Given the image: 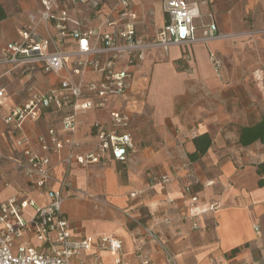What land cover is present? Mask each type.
<instances>
[{
	"label": "crops",
	"instance_id": "crops-1",
	"mask_svg": "<svg viewBox=\"0 0 264 264\" xmlns=\"http://www.w3.org/2000/svg\"><path fill=\"white\" fill-rule=\"evenodd\" d=\"M99 1L103 13L120 2ZM187 1L198 4L196 35L201 36L203 27L212 22L220 32L238 35L229 40L175 45L167 52L152 50L135 63L121 61L119 67L132 72L129 91L113 97L107 107L78 117L76 139L82 144L80 152L88 153L97 144L94 124H108L112 111L127 113V132L135 146L127 161L107 154L87 167L73 163L68 168L62 162L68 148L44 152L38 138L50 126L62 135V118L71 111L68 106L53 108L40 120L23 124L22 133L30 146L54 166L46 188H36L15 162L23 158L15 146L22 133L13 123L5 124L1 116L0 155L13 163L23 187L18 190L5 183L0 201L17 196L44 206L49 203V190L59 189L65 180L68 185L62 209L77 227L76 236L106 234L121 239L124 264H141L139 247L149 256L150 264H166L163 247L146 235L148 226L176 256V264H264V185H260L263 177L258 173V166L264 163V143L239 144L240 130L264 119V34L255 33L264 28V0ZM0 2L7 12L0 25L16 26L17 40L29 16L40 9L41 0ZM162 2L131 0L129 9L136 18L120 15L122 26L133 23L138 37L153 39L168 20ZM75 16L90 18L92 25L99 23L83 7ZM5 46L0 47V57ZM65 47L75 49L76 44L70 41ZM213 60L220 63L218 69ZM13 71L19 70L0 66V90L5 92L9 107L24 106L33 92L59 86L55 76L57 86L29 88L27 98L16 103L7 84ZM203 134L212 137V145L192 161L190 154L196 151L193 140ZM163 176H168L170 183L163 184ZM193 197H197L195 203ZM213 205L218 209L210 210ZM35 211V207L26 208L25 218L30 219ZM94 252L95 245L82 258L89 259ZM99 258L102 264L114 263L110 251H100Z\"/></svg>",
	"mask_w": 264,
	"mask_h": 264
},
{
	"label": "built area",
	"instance_id": "built-area-1",
	"mask_svg": "<svg viewBox=\"0 0 264 264\" xmlns=\"http://www.w3.org/2000/svg\"><path fill=\"white\" fill-rule=\"evenodd\" d=\"M101 3L99 0H41L40 9L29 16L19 38L8 43L0 57V66H10L29 74L54 75L59 79L58 87L35 91L24 106L15 108L6 104L5 92L0 90V106L7 108L4 123H13L21 133L25 121L40 120L48 109L71 107L62 118V135L50 126L46 134L38 138L44 152L58 153L68 148L69 154L62 160L68 168L73 163L87 167L100 162L107 154L119 161H127L129 153L135 149L127 132L130 116L123 111L110 112V122L106 125L94 124L97 137L94 151L80 152L82 144L76 139L80 114L105 108L113 97L129 91L132 72L128 67L120 68L121 61L135 63L144 60L145 54L152 50L167 52L175 45L229 40L238 35L220 32L217 24L212 22L204 26L202 35L198 36L194 24L199 17L198 4L187 0H163L162 9L168 21L153 39L144 40L136 35L133 23L122 26L119 19L120 15L136 18L129 9L131 0L113 4L109 13H103ZM81 7L92 12L99 23L92 25L90 18L75 16ZM112 14H116L115 17ZM255 33L264 34V28ZM70 41L75 42V49L65 47ZM213 62L218 69L220 63ZM15 146L21 149L23 158L15 162L24 176L36 188H46L54 167L50 159L39 155L24 133ZM161 182L168 184L170 178L163 176ZM67 185L63 180L59 189L49 190V203L44 206L17 196L0 201V264H102L99 252L103 250L114 254L113 264H124L121 239L106 234L96 238L76 236L77 227L62 209ZM196 201L197 197H193L192 203ZM29 206L35 207L36 211L27 219L24 211ZM209 209L213 211L218 206ZM146 235L163 247L166 264H176V256L161 242L153 227H146ZM94 245L95 252L89 259H83L82 254L92 251ZM137 255L141 264H150L149 256L140 247Z\"/></svg>",
	"mask_w": 264,
	"mask_h": 264
},
{
	"label": "rangeland",
	"instance_id": "rangeland-1",
	"mask_svg": "<svg viewBox=\"0 0 264 264\" xmlns=\"http://www.w3.org/2000/svg\"><path fill=\"white\" fill-rule=\"evenodd\" d=\"M22 22V21H20ZM17 38L16 26L0 25V47L5 46L8 41H14ZM19 70V69H18ZM15 72V73H14ZM17 72V73H16ZM11 78L8 80V85L12 88L13 95L17 98L15 101L19 103L22 99H26L29 88H41L48 89L50 87L57 86V81L54 75H40L37 73H25V71H13ZM56 81V82H55ZM59 81V79H58ZM54 85H52V83ZM56 84V85H55ZM2 109H4L2 111ZM7 108H0V120L1 116L6 113ZM1 125V123H0ZM11 183L15 189L23 187V181L19 178L17 170L12 162L8 161L5 156L0 155V192L6 188L5 183ZM83 194H80L82 196Z\"/></svg>",
	"mask_w": 264,
	"mask_h": 264
},
{
	"label": "trees",
	"instance_id": "trees-1",
	"mask_svg": "<svg viewBox=\"0 0 264 264\" xmlns=\"http://www.w3.org/2000/svg\"><path fill=\"white\" fill-rule=\"evenodd\" d=\"M7 18V12L0 2V22ZM168 21V20H167ZM50 110V109H48ZM47 110V111H48ZM196 151L190 154V159L196 161L209 150L212 145V137L209 134H203L194 138ZM255 142L264 143V119L252 127H244L240 130L239 144L249 146ZM258 173L263 177L260 185H264V163L258 166Z\"/></svg>",
	"mask_w": 264,
	"mask_h": 264
}]
</instances>
